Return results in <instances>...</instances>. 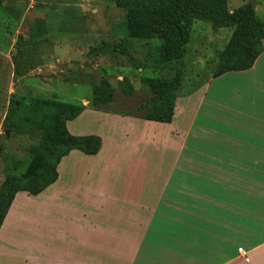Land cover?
I'll list each match as a JSON object with an SVG mask.
<instances>
[{"label":"crops","instance_id":"0c3cea01","mask_svg":"<svg viewBox=\"0 0 264 264\" xmlns=\"http://www.w3.org/2000/svg\"><path fill=\"white\" fill-rule=\"evenodd\" d=\"M263 72L264 54L251 70L222 76L224 88L214 82L179 98L171 124L86 108L67 128L99 138L100 151H73L46 191L16 195L0 231L1 263L16 258L8 229L33 215L46 262L264 264V109L251 96H264ZM150 148L177 153L167 174ZM53 239L62 243L55 253Z\"/></svg>","mask_w":264,"mask_h":264},{"label":"rangeland","instance_id":"374dc122","mask_svg":"<svg viewBox=\"0 0 264 264\" xmlns=\"http://www.w3.org/2000/svg\"><path fill=\"white\" fill-rule=\"evenodd\" d=\"M226 2L231 14L252 3L256 18L264 23V0ZM126 20L127 12L112 0H0V187L8 177L27 174L31 162L41 154L46 128L54 125L48 118L53 115L55 120L59 105L144 121L148 112L144 105L158 97L148 82L177 74L151 63L155 47L146 40L129 39ZM238 28L193 23L177 100L210 83L215 82L212 89L228 85L221 82L226 81L222 77L217 81L214 74L220 54L234 44ZM261 75L258 77L264 82V72ZM251 96L264 109V96L255 92ZM36 100L54 104L39 107ZM8 115L10 127L4 128ZM92 125L87 124L86 133ZM135 134L134 144L142 142L140 134ZM128 146L129 139L124 148ZM148 153L161 175L167 174L177 158L176 152L166 148H150ZM33 217L25 222L16 217L13 228L8 229L11 241L7 248L16 258L3 257V264H57L41 259L39 224ZM53 218L54 225L61 223L59 217ZM61 244L53 239L52 252Z\"/></svg>","mask_w":264,"mask_h":264},{"label":"trees","instance_id":"16d2710c","mask_svg":"<svg viewBox=\"0 0 264 264\" xmlns=\"http://www.w3.org/2000/svg\"><path fill=\"white\" fill-rule=\"evenodd\" d=\"M127 12L126 35L132 40H146L153 44L156 54L151 63L161 71H173L172 79H153L148 85L158 97L144 105L148 110L143 118L147 122L171 124L175 115L176 92L181 85L180 74L185 70L189 53L192 25L202 21L215 28L238 26L234 44L219 56V66L214 78L227 73L251 70L264 54V23L256 18L253 4L231 14L227 11L226 0H112ZM39 107L53 105L51 102L36 100ZM97 107L98 103H94ZM45 108V107H44ZM44 108L43 112H44ZM51 118L54 125L41 126L47 136L42 142L38 155L23 177H8L0 187V231L18 193L37 197L58 180V165L71 152L78 151L88 156L98 154L102 142L97 137H74L67 123L77 119L84 108L59 105ZM108 111V110H104ZM9 115L4 128H9Z\"/></svg>","mask_w":264,"mask_h":264},{"label":"built area","instance_id":"2783aa9c","mask_svg":"<svg viewBox=\"0 0 264 264\" xmlns=\"http://www.w3.org/2000/svg\"><path fill=\"white\" fill-rule=\"evenodd\" d=\"M243 251L242 250H240V253H242Z\"/></svg>","mask_w":264,"mask_h":264},{"label":"water","instance_id":"95a60500","mask_svg":"<svg viewBox=\"0 0 264 264\" xmlns=\"http://www.w3.org/2000/svg\"><path fill=\"white\" fill-rule=\"evenodd\" d=\"M255 4V3H254Z\"/></svg>","mask_w":264,"mask_h":264}]
</instances>
